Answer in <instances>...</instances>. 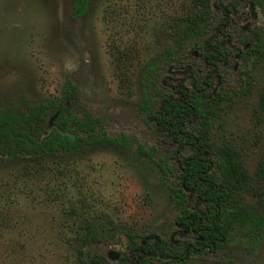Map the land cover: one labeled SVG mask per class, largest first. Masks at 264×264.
I'll list each match as a JSON object with an SVG mask.
<instances>
[{
    "label": "rangeland",
    "instance_id": "rangeland-1",
    "mask_svg": "<svg viewBox=\"0 0 264 264\" xmlns=\"http://www.w3.org/2000/svg\"><path fill=\"white\" fill-rule=\"evenodd\" d=\"M217 1L208 0L210 21L222 16ZM248 1L224 0L234 7L224 30L230 55L213 73L203 58L212 31L208 28L202 37L184 34L186 18L201 11L196 0H92L86 14L78 17L69 0H0V108L59 97L70 81L109 135L129 134L145 148L170 150L172 144L153 132L139 107L141 80L156 62L153 78L158 87L178 96L179 87H191L194 75L209 82V95H224L208 116V142L228 144L239 153L249 189L242 192L244 201L254 212L264 213L258 201L264 179L256 175L264 159V109L258 107L264 88V0L263 6L255 4V18ZM246 36L253 42L258 37L261 44L255 59L239 53ZM168 50L172 55L166 61ZM198 127L196 118L187 124L189 131ZM207 156L216 158V153ZM168 188L156 166L134 146L0 160V264H81L78 237L84 230L77 214L67 211L78 212L82 204L107 234L104 243L88 249L91 253L106 256L111 249L123 250L124 230L138 237L157 232L191 241L190 234L173 233L175 212ZM233 229L239 239L223 247L222 259H191L201 264H264V228L255 250L252 245L242 248L249 236L236 225Z\"/></svg>",
    "mask_w": 264,
    "mask_h": 264
},
{
    "label": "trees",
    "instance_id": "trees-1",
    "mask_svg": "<svg viewBox=\"0 0 264 264\" xmlns=\"http://www.w3.org/2000/svg\"><path fill=\"white\" fill-rule=\"evenodd\" d=\"M91 1L69 0L73 16H84ZM252 1L262 5L261 0ZM196 3L201 6V11L186 18L184 34L188 37H202L209 29L216 31L209 22L208 0H196ZM257 38L253 42L251 37H246L245 41L250 44L242 54L247 58L255 59L261 54ZM214 39L211 37L206 41L209 48L203 56L207 63L228 62L229 51L221 40ZM171 55V50L165 54L167 59ZM157 65L156 62L149 65L142 77L140 107L149 110L153 132L169 138L182 150L175 148L169 152L156 146L146 150L131 135H109L103 120L85 108L75 84L70 81L64 84L59 97L35 103L24 101L23 107L0 108V160L21 157L40 160L50 156L80 155L106 147L127 150L134 146L137 153L156 166L162 184L169 187L175 210L172 224L196 235L193 246L187 250L188 241H179L180 245H176L157 232L138 237L124 230L126 245L120 251L119 259L111 261L105 255L88 250L104 243L107 234L104 226L91 221L85 214L87 207L82 204L78 212L74 208L67 211L77 214L80 228L84 230L78 237L80 247L77 252L81 264H200L199 261L189 262L190 255L196 251L200 257L216 261L224 256V246H231L239 239L233 233L234 225L249 236L247 245L242 248L252 245L255 250L258 245V237L264 228V213L254 212L244 201L242 192L249 189L240 168L239 153L228 144L208 142V116L224 95L219 92L209 95L204 86L209 82L202 84L197 79L192 80L194 87L189 92L180 91L177 97L162 95L156 86L158 80L153 78ZM160 100H163V107L158 113L152 107ZM258 107L264 109V88L259 95ZM194 118L199 122L196 132L187 129V124ZM185 146L189 149L187 152ZM211 151L217 154L216 158L206 155ZM256 175L264 179V159L259 162ZM258 201L264 206V194L258 196Z\"/></svg>",
    "mask_w": 264,
    "mask_h": 264
},
{
    "label": "flooded vegetation",
    "instance_id": "flooded-vegetation-1",
    "mask_svg": "<svg viewBox=\"0 0 264 264\" xmlns=\"http://www.w3.org/2000/svg\"><path fill=\"white\" fill-rule=\"evenodd\" d=\"M221 3H222V5H221ZM249 3H253V5H254V13H255V3L252 1V0H249L248 2H247V6H248V9H249V13H250V15H251V17L252 18H255L256 17V13H255V17H253V15H252V13H251V11H250V7H249ZM216 4L219 6V7H221V13H222V16L216 21V20H213V21H210V18H212V14H210V17H209V22L211 23V25H214V27H216V31L215 32H213L212 31V35L211 36H209L207 39H209V38H211V37H213V38H215L214 39V41H216L217 39H219V40H221L222 41V43L224 44V46L226 47V42L229 40V38L226 36V34H225V32H224V30L226 29V26H229L230 25V17H229V15L230 14H233L234 13V7H233V4L232 3H230V2H226V3H224V0H218L217 2H216ZM211 13V12H210ZM213 19V18H212ZM211 19V20H212ZM211 31V30H210ZM218 33V35H216ZM219 33H220V35H219ZM230 33V32H229ZM253 35V34H252ZM247 37V36H246ZM245 37V38H246ZM249 37H251V36H249ZM207 39L205 40V43H206V41H207ZM246 40V39H245ZM243 41V44H242V48L239 50V53H241L242 54V50L246 47V46H249V44L250 43H248V42H246V41ZM251 40H253V38L251 37ZM246 44V45H245ZM205 48H206V50H205V52L207 51V49L209 48V46L207 45V44H205ZM228 50V49H227ZM230 53V52H229ZM204 54V53H203ZM230 55V54H229ZM242 55H244V54H242ZM203 58H204V62L206 63V65H212L213 67H210L211 68V72H213V73H215L214 71H216V69H215V67H216V65L217 64H219L220 62H217V63H212V64H208L207 63V61H206V59H205V57L203 56ZM170 59V58H169ZM169 59H167V57L165 58V60L166 61H168ZM224 63V62H223ZM228 62H226L225 64H227ZM159 68V65H157V67H155L154 68V72L153 73H155L156 72V70ZM197 79V77H195L194 75L193 76H191L190 77V79H189V82L191 83V87L193 88L194 87V83H192V80H196ZM197 80H199V79H197ZM202 84H204V82L203 81H200ZM206 83V82H205ZM207 85H209V84H204V86H207ZM156 86L158 87V84H156ZM190 87V88H191ZM190 88H184V87H179L178 88V96L180 95V91H186V92H189V90H190ZM206 88V87H205ZM158 89H159V92H160V94H162V95H165V94H170V93H164V92H162V90H161V87H160V84H159V87H158ZM170 95H172V94H170ZM172 96H174V95H172ZM177 97V96H176ZM143 98V97H142ZM159 107H157L156 108V104L152 107V108H154L155 110H156V112H158V113H160L161 112V110H162V107H163V100H160V102H159V105H158ZM140 107V106H139ZM140 109H141V107H140ZM142 110V109H141ZM147 116H148V113H149V110L146 108V109H143L142 110ZM149 117V116H148ZM149 119H150V121H151V125L153 126V124H152V120H151V118L149 117ZM152 130H153V128H152ZM127 135H129V134H127ZM132 136V135H131ZM134 137V136H133ZM164 137V136H163ZM135 138V137H134ZM165 138V137H164ZM136 139V138H135ZM166 139H168L169 140V138H166ZM169 142H170V140H169ZM171 143V142H170ZM141 144V143H140ZM172 144V148L169 150V152H171L173 149H178V150H182L183 148L181 147V146H176V144H174V143H171ZM151 147V146H150ZM149 147V148H150ZM156 147H158V146H156ZM144 148H145V146H144ZM149 148H145L146 150H148ZM159 148V147H158ZM188 147L187 146H185V150H186V152H187V150H189V149H187ZM117 149V148H116ZM161 150H168V149H166V148H164V149H161ZM185 154V153H184ZM207 155V154H206ZM216 156H217V154H216ZM170 161H171V158H170ZM174 212H175V210H174ZM173 219V218H172ZM171 225H173L172 224V221H171ZM176 231L177 232H179V233H181V234H183V235H185V234H190V235H192L193 236V239L190 241V240H185V239H172V236L171 237H168V238H166V237H164L163 236V238H165V239H170L171 241H172V243H174V244H176V245H180L179 244V241H188L189 242V244H188V246H187V250L189 249V248H191L192 246H193V244H194V239H195V237H196V235H195V232H190L188 229H182V228H179V227H177V226H174L173 225V233H176ZM159 234V233H158ZM162 236V235H161ZM120 253V252H119ZM200 256V254H199V252L198 251H196L195 253H193L192 255H190V257H189V262L190 261H198V260H194V259H191V257H196V256ZM121 256V254L118 256V258L116 259V261L119 259V257ZM106 257H107V255H106ZM108 258V257H107ZM202 258V257H201ZM110 260V259H109ZM188 262V263H189ZM200 262V261H199ZM201 264V263H200Z\"/></svg>",
    "mask_w": 264,
    "mask_h": 264
},
{
    "label": "water",
    "instance_id": "water-1",
    "mask_svg": "<svg viewBox=\"0 0 264 264\" xmlns=\"http://www.w3.org/2000/svg\"><path fill=\"white\" fill-rule=\"evenodd\" d=\"M249 7H250V11H251L253 17H255V13H254V5H253V3H249ZM119 255H120L119 251H116V250H112V249H111V250H109V251L107 252V257H108V259H110L111 261H115V260L118 258Z\"/></svg>",
    "mask_w": 264,
    "mask_h": 264
}]
</instances>
